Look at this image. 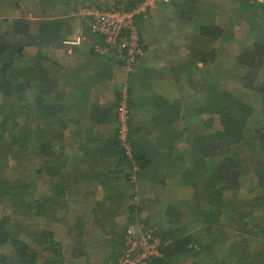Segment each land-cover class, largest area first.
I'll return each mask as SVG.
<instances>
[{"label":"trees","instance_id":"trees-1","mask_svg":"<svg viewBox=\"0 0 264 264\" xmlns=\"http://www.w3.org/2000/svg\"><path fill=\"white\" fill-rule=\"evenodd\" d=\"M19 1L2 0L0 6V15L9 7L13 12L0 19V264H117L128 228L134 238L150 234L159 239L160 256L149 264H258L248 240L264 238V118L262 126H249L254 108L208 77L226 37L237 31L218 24L202 0L157 3L162 12L173 11V20L190 39L179 70L189 73L195 90L188 96L193 100L201 91L197 101L202 104L187 113L191 101L185 107L151 94L150 72L145 66L134 69L139 57L124 86L128 151L118 138L122 85H115L108 105L94 101L73 116V105L67 103L70 75L109 80L117 62L92 45L85 62L98 61L93 74L86 72V65L69 73L59 63H50L47 49L64 46L70 32L52 17L50 11L59 5L38 0L35 9L22 10ZM124 1L125 9L137 3ZM231 1L242 6L238 17L245 21L247 15L251 39L239 51L230 50V77L240 90H252L264 99V4ZM72 2L76 12V4L107 8L93 5L94 0H60L65 4L62 14L72 11ZM31 13L33 19L27 16ZM77 15L87 25V17ZM139 33L146 52L147 42ZM28 46L36 51L25 59ZM74 47L73 54H78ZM195 68L202 73L200 80L192 74ZM180 76L175 74V79ZM78 99L86 101L81 91ZM144 104L157 110L153 124L159 120L171 128L152 137L160 143L156 148L140 138L145 124L137 115ZM215 116L219 127L214 126ZM67 135L73 143L79 135L94 140L79 142L80 152L75 153ZM179 139L190 148L177 150ZM240 148L250 155L241 158ZM250 174L254 182L246 184ZM145 189L153 196H145ZM229 237L227 251L215 253Z\"/></svg>","mask_w":264,"mask_h":264},{"label":"rangeland","instance_id":"rangeland-1","mask_svg":"<svg viewBox=\"0 0 264 264\" xmlns=\"http://www.w3.org/2000/svg\"><path fill=\"white\" fill-rule=\"evenodd\" d=\"M20 1H19L20 6L19 5L18 6L21 7L20 9L22 10L23 9L33 10V8L35 9V7L37 6L36 0H24L22 2ZM54 1L56 2L57 5L60 6V8H58L59 11H61V9L65 7V4L63 5L60 4V0H54ZM94 1L95 2L92 4L101 5L99 7H112L115 3L120 4L119 1L117 0H94ZM202 1H203L204 10L209 9L210 7L213 9L214 14L212 15V18H214V20H216L218 24L222 25L227 30H230L231 28L234 32L237 31L235 33L233 32L234 35L231 38L226 37L225 42H223V45H222L223 47L221 51L219 50L218 58L216 60L217 64L215 66H212V70L208 74L209 80L211 81L210 83H215L216 81H218L223 89H226L229 92L231 91L236 96L244 99L246 103H248V105H251L254 108L253 113L248 118V125L251 127L262 126V122L260 120L264 118V115H262L263 110H264V106H262V104H264V99L260 98V96L252 90H240L239 83L238 82L236 83V81L230 77V72H229L230 66L234 64L232 61L233 58L232 56H230V50L239 51L243 47V45L251 39V33H248L249 22L247 20V15L243 13L245 21L248 23V25L243 20V18L240 17L241 14L239 15V17L236 15L237 13H242L239 11L242 9L241 5L235 4L231 0H202ZM73 3L75 2H72L70 4L71 6L70 9H72V11L69 13L71 14L70 17L71 18L73 17V21L76 20L79 23L78 24L79 27L81 24L83 29L86 30L87 25H85V23L82 21L79 15H77L76 10H74V8L72 7ZM1 4H3L2 0L0 2V6ZM76 6L77 8L82 7L80 4H76ZM157 6L158 5L155 4L153 7L149 8L145 14V17L138 20V24H139V26L137 24L138 30L139 32L143 34V38L147 42V45H148L147 47L149 48L150 46L149 49L147 48V51L145 52V55L143 56L144 58L140 59V61L143 59H146L147 57L151 58L152 56H154L155 58L160 59L158 63L164 64L169 58H172V57H168L166 58V61H163L161 59V56L163 54L166 55L170 53V55H174L176 53V57L181 56L182 54L187 55L188 50H187L186 45L190 39L189 37H185V34L184 32H182L181 27L176 23L175 20H173L174 18L173 11L169 8L162 12L160 7L158 6L159 7L158 8ZM11 9L12 8L10 7L9 9H6V10L2 9V14L0 15L1 16L0 19L9 16L8 14L12 16L13 12ZM209 17L210 16H207V18ZM191 23L192 21L189 23V26L191 25ZM184 24L185 26H187L186 23ZM236 33L238 34L237 36H236ZM67 51L69 50L66 49V46H65L64 49L62 48V50H60V53L62 52V54L58 53V59L60 60V62H64L67 60V55H68ZM171 69H174L173 66L171 67ZM193 70L194 71L192 72V74L194 75V78H198V77L202 78V73L196 72L197 68ZM123 72L124 71L121 70L120 74L117 75L118 78L116 77V79L114 80L118 86L122 85V88L126 84L125 83L126 80L124 79H127V76H125ZM177 74L181 75L178 80L175 79V74H173L174 76L173 79L170 78V82L167 80H163L162 78H158L157 80L153 82L152 87L155 88V91H157V93H160L163 96L166 95L171 100H180L182 99L181 94H183L184 96L183 98L186 99L185 104H184L185 107L188 106L189 102L191 101V105L186 108V112L189 113L190 108L192 106L195 108L202 104L201 100L197 101V97L198 96L200 97L201 91L197 90L199 94L195 92L194 95L196 94L198 96L192 100V97L188 95L190 93L192 94L195 90L192 89L189 83V80H188L189 73L187 71L186 72L181 71ZM198 80H200V78H198ZM252 94L255 96H252ZM186 112H185V109H183V113L186 114ZM202 116L205 118L208 115L203 113ZM213 120H214V126L219 127L218 117L215 116ZM200 123L201 122L196 123V130L199 129ZM181 143L182 144L180 146V149H183V146H185L187 149L190 148L188 143H185V142H181ZM71 149H74V146H71ZM238 152H239L240 157L243 159H245L246 157L250 155V153L243 148H240ZM254 179H255L254 175L250 174V176H248V179H246V184H252L254 182ZM145 190L146 192H143L145 196H149V197L153 196V192H149L148 189H145ZM137 199L138 197L136 198V200ZM262 224L263 223L261 222L260 225ZM132 228H134V226ZM253 237H250L248 240L253 245L252 251L257 252V256L259 257L258 264H264V261L262 260V255L264 254V238L258 235L257 237H254V239H256L254 241V239L252 240ZM228 239H230V237L225 238L224 239L225 241L222 240L223 242H220L216 246L215 253L219 252L220 250H223L224 252L227 251ZM226 241H227V244L225 243ZM1 250L6 251V248H3ZM259 251L261 254H259ZM257 256H253V259H257Z\"/></svg>","mask_w":264,"mask_h":264},{"label":"crops","instance_id":"crops-1","mask_svg":"<svg viewBox=\"0 0 264 264\" xmlns=\"http://www.w3.org/2000/svg\"><path fill=\"white\" fill-rule=\"evenodd\" d=\"M36 1H37V5H38V0H36ZM168 1H170V0H168ZM168 1H164V2H168ZM124 2L125 1L122 0V2H119V3L123 4ZM58 8H60V7L56 6V8L52 9L50 12L53 14L52 17L58 19L59 22H61L63 27L69 26L70 32L66 38L69 39V38L74 37L78 33H81V34H85L86 39H85V42H83L81 45L76 46V47L72 46V50L67 51L68 52L67 53L68 54L67 60H66L67 62L64 61L66 63L60 62V60L58 59V53H60V50H62V48L63 49L65 48L64 46L57 47V48H52V47L48 48L47 49V55H49L51 58L50 63L53 61L56 63H59L62 67L68 68L69 70L66 72H69V73H71L74 70L79 69V67H81V66L86 65L87 67L84 68L86 70V72L93 74L92 71H94V69L97 68V66H98L97 62L98 61L91 60L90 62L86 63L85 57L87 55V52H85V51H87V49L94 44L102 45V39L99 38V36H97V35L93 36L91 33L89 34L88 28H86V30H84L81 24L79 27V25H78L79 23L76 20L73 21V17L71 18L69 16V14H67V15L62 14L61 11L58 10ZM55 10H57V11H55ZM27 16H29V18H32V19L34 18V16L32 14H28ZM63 19H66L67 21L63 20ZM73 47L79 49L78 54H75V53L73 54V52H74ZM149 48H150V46H149ZM24 50H25V54H26L25 59H27L30 56L35 54L36 47L28 46V47L24 48ZM60 54H62V52ZM99 54H101V53H99ZM101 55H103L105 57H112L114 59V61L117 62L114 64L115 66H112L113 74H112L111 79L106 80L102 77L103 79H101V80H95V79H93L94 77L93 78H88L85 76L75 77V76L70 75L71 88L68 87L69 88V90H68L69 91V96H68L69 99H68L67 103L73 105V110L71 113V115H73V116H74V113H76V112L79 113V110L81 108L89 107L90 104H93L94 101H97L98 104H100V106H104V105H108L113 100L115 85H117L114 80L116 79V77L118 78L117 75L120 74V71H121L119 68L120 66L118 65L119 61L116 59V57H114L112 51H110L108 53L101 54ZM168 57H172V58H169L166 61V58H168ZM161 59L163 61H166V63H164L165 65L158 63L160 59H157L154 56H152L151 58L147 57L146 59H143L141 61L139 60L140 62L138 61L136 64V67L134 68V69H136L139 66H142V67L145 66L147 68L148 72H150L148 75V79H147V81L149 82V85H150V89H148V88H145V89H148L150 91V93L153 95H155V94L156 95H162L160 93H157V91H155V88L152 87L153 82L155 80H157L158 78H162L163 80H167L170 82V78H172V79L174 78L173 74H177V73L181 72L179 69H180L181 65H183L182 63L185 62L186 54H182L181 56L176 57V53L174 55H170V53H168L166 55L163 54L161 56ZM197 64L198 65H196V66H198V67L202 66V64L199 62ZM172 66L174 69H171ZM123 74L125 76H127L128 73L123 72ZM124 80H126V79H124ZM146 87H148V86H146ZM79 91H81L82 94L84 95V97H86V101L78 99V92ZM87 92H88V94H87ZM164 96L166 98L170 99L168 96H166V95H164ZM171 101L172 102L175 101V102L182 103V104L185 103V99H183V98L180 100H171ZM156 113H157V110L155 107H153L152 105L144 104L141 107L139 115H137V117L140 118L141 121L143 122V125L145 124V131L142 132V135H140V138H142L141 141L144 143H148V146L150 148H151V146L156 148V146H158L160 144V143L154 141V139L152 138L154 135L156 136L157 131H159L158 133H162V132H167L171 129L168 127L167 124L161 123V122H159V120L154 124L152 123V119L155 118ZM88 123H90V122H88ZM151 126H154V128H155V130H154L155 132H153V133H151V131H153ZM86 127H88V126L86 125ZM99 127L103 128V130H106V126H104V125H100ZM92 130H95L94 127L92 128ZM106 134L107 133L99 134V135H106ZM84 140H85V142L92 143L94 139H93V137H88L87 135H79L78 137H76V140L73 143L72 142L73 140L70 138V135H67V144L70 148L72 145L74 146V149H75L74 152L75 153L80 152V150L78 148V144H79V142L84 141ZM70 142H71V144H70ZM181 142L186 143L185 139H183V140L179 139L178 141L175 142V147L177 148V150H181V151L183 150L184 151L187 148L185 146H183V149H180V146L182 144ZM75 145L77 146V148L75 147ZM70 152H71V149H70Z\"/></svg>","mask_w":264,"mask_h":264},{"label":"built area","instance_id":"built-area-1","mask_svg":"<svg viewBox=\"0 0 264 264\" xmlns=\"http://www.w3.org/2000/svg\"><path fill=\"white\" fill-rule=\"evenodd\" d=\"M168 0H137L130 9L123 5L107 8L82 6L77 11L87 17L89 34L99 36L102 45L94 44V50L104 54L112 51L114 57L120 62V68L125 73L133 70L139 57L145 55V42L141 40L136 24L137 17H145L147 10L158 2ZM249 3L264 4V0H247ZM85 34L78 33L72 38L63 41L64 46L70 51L72 46H79L85 42ZM118 122V138L129 151L127 144L129 111L126 104L125 87H123L121 101L116 109ZM131 228L127 230V238L124 242L121 255L117 264H149V259L160 256L159 239L150 234H138L134 238Z\"/></svg>","mask_w":264,"mask_h":264},{"label":"clouds","instance_id":"clouds-1","mask_svg":"<svg viewBox=\"0 0 264 264\" xmlns=\"http://www.w3.org/2000/svg\"><path fill=\"white\" fill-rule=\"evenodd\" d=\"M136 24H137V23H136ZM122 250H123V249H122ZM122 250H121V251H122ZM153 258H154V257H153ZM150 259H151V258H150ZM150 259H149V261H150Z\"/></svg>","mask_w":264,"mask_h":264}]
</instances>
